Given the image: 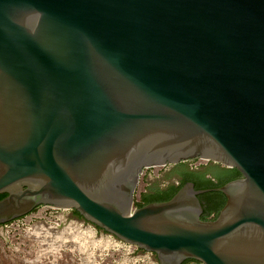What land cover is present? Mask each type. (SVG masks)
Here are the masks:
<instances>
[{
	"label": "water",
	"instance_id": "1",
	"mask_svg": "<svg viewBox=\"0 0 264 264\" xmlns=\"http://www.w3.org/2000/svg\"><path fill=\"white\" fill-rule=\"evenodd\" d=\"M193 158L240 176L133 206ZM0 194V224L69 208L157 264H264V0H0Z\"/></svg>",
	"mask_w": 264,
	"mask_h": 264
},
{
	"label": "rangeland",
	"instance_id": "2",
	"mask_svg": "<svg viewBox=\"0 0 264 264\" xmlns=\"http://www.w3.org/2000/svg\"><path fill=\"white\" fill-rule=\"evenodd\" d=\"M187 167L208 162L192 159ZM171 166L143 168L133 192V206L148 185L165 187ZM116 238L77 217L72 209L38 205L27 214L0 224V264H157L153 253H126ZM181 264H200L187 259Z\"/></svg>",
	"mask_w": 264,
	"mask_h": 264
},
{
	"label": "flooded vegetation",
	"instance_id": "3",
	"mask_svg": "<svg viewBox=\"0 0 264 264\" xmlns=\"http://www.w3.org/2000/svg\"><path fill=\"white\" fill-rule=\"evenodd\" d=\"M186 161L187 160L174 164H166L171 166V174L168 175L166 179L173 178L175 180H169L163 188H159L157 185L153 184L148 185L144 191L146 194L153 195L154 191L150 190V188L156 187L165 194L163 197H161V199H153L150 201H160L168 199L175 192V190L186 181L192 182L194 189L215 188L229 180L235 179L240 176V174L234 168L226 167L219 163L206 161L208 163L204 165L201 169H194L196 167H187L183 163ZM167 194L170 195L169 197L165 198ZM196 197L201 207L199 217L203 220L213 219L225 200L224 195L216 190H208L206 192L198 193Z\"/></svg>",
	"mask_w": 264,
	"mask_h": 264
},
{
	"label": "trees",
	"instance_id": "4",
	"mask_svg": "<svg viewBox=\"0 0 264 264\" xmlns=\"http://www.w3.org/2000/svg\"><path fill=\"white\" fill-rule=\"evenodd\" d=\"M201 187H202V186H201ZM150 190H153V191H154L153 195H148V194H146L145 192L140 193V195H139V199H140V201H139L138 203H136V206H140V205H142L143 203H145V202H147V201H150V200H153V199H155V200H157V199H161V197H163V196L165 195L161 190L157 189V187H156V188H150ZM173 191H174V189H173ZM169 195H170V194H169ZM169 195L167 194L165 198L169 197ZM3 196H4V194H0V198L3 197ZM165 198H164V199H165ZM72 211L74 212V214H75L77 217L81 218V216L78 215L76 211H74L73 209H72ZM81 219H82V218H81ZM93 226H94V225H93ZM94 227H96V226H94ZM96 228L99 229V230H102V229H100V228H98V227H96Z\"/></svg>",
	"mask_w": 264,
	"mask_h": 264
},
{
	"label": "built area",
	"instance_id": "5",
	"mask_svg": "<svg viewBox=\"0 0 264 264\" xmlns=\"http://www.w3.org/2000/svg\"><path fill=\"white\" fill-rule=\"evenodd\" d=\"M50 207H52V206H50ZM114 237V236H113ZM115 238V237H114ZM115 243L117 244V246L119 247V248H121V249H123V250H125L126 251V253H132L133 251H135V250H138V248L135 246V245H132V244H129V243H126V242H124V241H121V240H119V239H115ZM139 250H141V249H139ZM144 252H146V253H151V252H147V251H144Z\"/></svg>",
	"mask_w": 264,
	"mask_h": 264
}]
</instances>
